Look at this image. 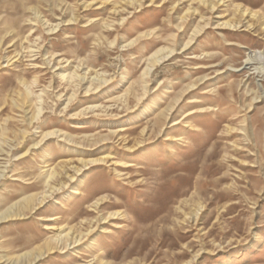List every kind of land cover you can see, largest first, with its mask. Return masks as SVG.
Wrapping results in <instances>:
<instances>
[{
  "label": "rangeland",
  "instance_id": "1",
  "mask_svg": "<svg viewBox=\"0 0 264 264\" xmlns=\"http://www.w3.org/2000/svg\"><path fill=\"white\" fill-rule=\"evenodd\" d=\"M0 264H264V0H0Z\"/></svg>",
  "mask_w": 264,
  "mask_h": 264
},
{
  "label": "bare ground",
  "instance_id": "2",
  "mask_svg": "<svg viewBox=\"0 0 264 264\" xmlns=\"http://www.w3.org/2000/svg\"><path fill=\"white\" fill-rule=\"evenodd\" d=\"M51 30H52V29H51ZM251 61H252V60H251ZM255 61H256V60H255ZM247 63H248V61H247ZM247 63H246V64H247ZM251 63H252V62H249V64H251ZM101 82H102V81H101ZM87 90H88V89H87Z\"/></svg>",
  "mask_w": 264,
  "mask_h": 264
}]
</instances>
